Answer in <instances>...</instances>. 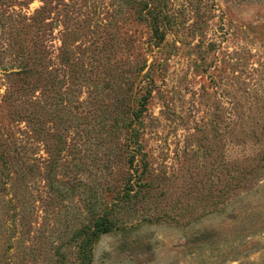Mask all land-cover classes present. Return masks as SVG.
Listing matches in <instances>:
<instances>
[{
    "label": "rangeland",
    "instance_id": "374dc122",
    "mask_svg": "<svg viewBox=\"0 0 264 264\" xmlns=\"http://www.w3.org/2000/svg\"><path fill=\"white\" fill-rule=\"evenodd\" d=\"M151 5L0 0V264H264V0Z\"/></svg>",
    "mask_w": 264,
    "mask_h": 264
},
{
    "label": "trees",
    "instance_id": "16d2710c",
    "mask_svg": "<svg viewBox=\"0 0 264 264\" xmlns=\"http://www.w3.org/2000/svg\"><path fill=\"white\" fill-rule=\"evenodd\" d=\"M142 4V9L145 18H148L150 22L153 25L154 30L159 35L160 39L164 37V31L160 28L159 20L156 14L154 13V9L151 5L152 0H138ZM47 8L46 5L42 6L41 10L39 11L42 13ZM3 157V154H2ZM6 169L8 171L7 175H9L11 172L9 170V166H6ZM128 190V189H127ZM107 211L100 214H96L94 218L92 219V223L89 227H87L86 232L84 236L81 238L80 241V264H83L85 259L88 257V247L90 243L93 241L94 237L102 231H105L109 228L108 226V220H107Z\"/></svg>",
    "mask_w": 264,
    "mask_h": 264
}]
</instances>
